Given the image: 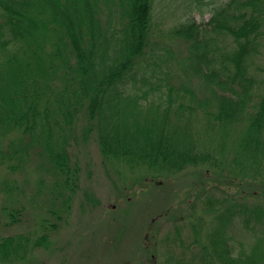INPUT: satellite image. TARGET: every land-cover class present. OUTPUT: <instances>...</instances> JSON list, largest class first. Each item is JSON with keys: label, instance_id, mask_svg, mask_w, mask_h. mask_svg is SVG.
Instances as JSON below:
<instances>
[{"label": "trees", "instance_id": "obj_1", "mask_svg": "<svg viewBox=\"0 0 264 264\" xmlns=\"http://www.w3.org/2000/svg\"><path fill=\"white\" fill-rule=\"evenodd\" d=\"M176 1L0 0V165L13 173L20 152L35 149L60 178L52 188L73 191L70 150L93 138L105 164L145 168L159 184L154 176L189 166L221 174L216 152L236 143L264 179V0L178 1L186 10L175 23ZM165 7L167 28L155 17ZM205 181L193 186L204 198L186 201L191 212L166 218L164 261L264 264V203ZM21 209L9 210L11 223ZM23 239L3 238L1 260H16Z\"/></svg>", "mask_w": 264, "mask_h": 264}, {"label": "rangeland", "instance_id": "obj_2", "mask_svg": "<svg viewBox=\"0 0 264 264\" xmlns=\"http://www.w3.org/2000/svg\"><path fill=\"white\" fill-rule=\"evenodd\" d=\"M178 1L170 9L176 16L175 23L184 14L183 9L186 10L180 8ZM161 3L156 0V7ZM192 13L197 20L209 18L208 12L203 14L198 9ZM164 16L166 7L163 11L156 10L158 24L167 28L173 22ZM17 137L21 138L20 134ZM76 139L70 150L71 161L78 168L73 191L59 186L52 188L60 178L46 164L41 167L43 159L35 149L28 151V155L20 152L24 162L13 173L6 168L9 162L0 165V243L6 237H27V242L22 240L23 248L14 257L16 260L5 262L0 258V264H168L159 249L166 218L191 212L186 201L195 195L200 200L204 198L200 194L203 188L197 191L194 188L202 178L209 185L206 184L207 189L219 187L232 194L233 199L242 198L255 205L264 203L263 173L258 175L259 170L236 143L228 144L222 153L216 152L215 157L221 160L220 167L224 170L221 174L211 167L208 170L207 166H189L181 173L154 176L159 183L156 184L145 168L121 164L113 168L111 163L105 164L95 139ZM4 145L5 149L10 147L8 142ZM13 145L21 149L19 142ZM14 155L13 160L18 162L19 152ZM215 196L219 200L225 198L222 190ZM12 208H22V213L16 212L15 223L8 217ZM201 231L203 237L207 227ZM43 234L47 235V242L36 245ZM186 235L184 240L190 242L192 238ZM238 235L244 241L246 232ZM156 250L159 254L152 261L150 255Z\"/></svg>", "mask_w": 264, "mask_h": 264}]
</instances>
